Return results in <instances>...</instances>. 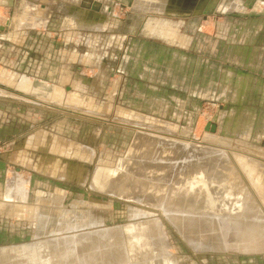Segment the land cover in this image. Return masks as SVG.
I'll use <instances>...</instances> for the list:
<instances>
[{"label":"rangeland","instance_id":"rangeland-1","mask_svg":"<svg viewBox=\"0 0 264 264\" xmlns=\"http://www.w3.org/2000/svg\"><path fill=\"white\" fill-rule=\"evenodd\" d=\"M39 1L0 0V250L144 224L152 238L144 264H264V0L229 12L213 0L199 17L100 0L94 11L123 23L95 33L104 39L95 49L59 28L69 14L60 0L52 25L22 28L13 42L24 5L36 6L32 18ZM161 30L188 44L159 38ZM73 52L96 57H77L61 75ZM148 137L158 151L136 146ZM195 160L214 169L190 173ZM143 164L160 165L164 189L175 188L169 210L116 190L135 183L133 166ZM7 188H27V198L8 199ZM241 220L258 236L252 243ZM155 221L159 229L149 228ZM70 243L69 264L91 262L87 241Z\"/></svg>","mask_w":264,"mask_h":264},{"label":"bare ground","instance_id":"bare-ground-1","mask_svg":"<svg viewBox=\"0 0 264 264\" xmlns=\"http://www.w3.org/2000/svg\"><path fill=\"white\" fill-rule=\"evenodd\" d=\"M231 1H232L231 3L228 2V5H226V7H225V5H223V7L221 8V10L223 12H229V11H232V10L238 8L240 5H242V3L245 0H231ZM167 2H170L172 4L174 2V0H167ZM24 26L29 27V26H37V25H35L34 23H31V22H28V20H20L18 27H24ZM156 142L157 141H154L151 137L150 138L148 137L145 140L138 139L136 146L142 151L151 149L152 151L155 152L157 150ZM169 146H171V145H169ZM177 146H178V144H177ZM187 150L188 149H184V151H187ZM193 152H194V154H193L194 156L197 155L196 154L197 151H196V153H195V151H193ZM218 153H220V152H218ZM187 154H188V151H187ZM223 156H225V155H224V153L221 152V155H220V157L218 156V158L222 159ZM198 159H200V158H198ZM199 161L200 160H198L196 162V160H195L194 163L189 162V165H188L189 167L193 166L192 168H196L195 170L189 168L190 173H194L195 171H196V173L197 172H203L204 173L207 171L208 168H211L212 170L214 169L211 166L212 162H208V161L205 162L204 161V162L200 163ZM197 164H198V166H196ZM159 166L160 165H154L153 166L152 164L151 165L143 164L142 166L139 165V167L133 166L134 169L138 170V172L133 175V178H134L133 182H135V183L129 184L126 182V183H124L123 186L118 185V189H116V188L115 189L117 191H120V193H122L121 195H124L122 197L137 201L141 204H148L149 203L152 205H156L157 207H161V208H163V210H166L167 209V205H166L167 202H170V200H174L173 195H174V189L175 188L172 186L174 189L172 188L171 190H167V191H166V189H164L165 185H163V184H165V183L163 180V175L166 173L158 170L157 167H159ZM204 167H206L207 169H204ZM211 169H210V171H211ZM179 173L182 174L181 171H179ZM154 175H157V176L155 178H152L151 176H154ZM141 176L147 177V180L150 179V181L149 182L145 181V179H143ZM118 179H119V182H121L122 176H120ZM204 183H206V182H204ZM178 184L182 185L180 182H178ZM93 186L95 188H99V183H94ZM111 189H112L111 187L108 188V190H111ZM26 190H27V188H24V189L20 188V189H13V190H11L10 188L9 189L7 188L6 197H8V199H16V198L20 199V198H23L24 196L27 198V191ZM178 190H179V193H181L182 189H178ZM193 192L194 191H192V193ZM12 194H14L15 196H13ZM183 197H178V200H179V201H177L178 204H183L182 202L185 199ZM195 200L196 199H193V202ZM167 210H169V209H167ZM172 219H174V221H176L175 218H172ZM41 222H43V221H41ZM238 222L241 225V227L243 228V232H242L243 235L245 237H247L248 240L251 241V243L253 242L254 238H258V236H255V231L250 232V227H249V225L246 224V222H243L242 220L238 221ZM180 223H182V222H180ZM158 224L159 223L155 221V224L151 225L149 228L159 229L160 225H158ZM182 225L185 226V223ZM252 227H254V225H252ZM146 228H147V226L145 227L144 224L137 225V226L133 225V226H128L125 229H115V230L112 229V230H105L102 232L99 231L96 233H88V234L84 233L85 235L81 234V235H78L75 237L73 236V239L69 237L70 238L69 240H68V238H63V239H56V242L55 241H48L46 243L40 242V243H35L33 245H30V246H21V247L10 248V249H1L0 250V264H55L54 259L56 258V253H63L62 251H64V253H63L64 255L63 256L61 255L62 259H64V263L61 262L58 264H69V262H67V260H69V255H71L70 254L71 252H69L70 251L69 247L68 246L65 247V246L69 245L68 242L70 243V241H71L70 246H72L73 244H76V243H78L80 241H84V240L87 241L89 244L88 249L87 248L86 249L89 250V248H90L94 252L90 256L91 262L90 263L87 262L88 264H125V263L126 264H140L141 262H142L141 264H144L143 261L147 259L149 251L151 250L149 241L152 240V238L149 237V234H147L148 231L146 230ZM180 229H182V228H180ZM153 230H150V232H153ZM260 230H261V228H260ZM76 237H78V238H76ZM63 240L67 241V242L65 241L67 244L64 243L65 246L63 245ZM77 240H80V241H77ZM60 241H62V242H60ZM54 244H56V245H54ZM74 254H76V253H74ZM74 259L75 258H73V260ZM78 261H79V258H78ZM72 262L73 261H71V263ZM79 262H78V264H79Z\"/></svg>","mask_w":264,"mask_h":264},{"label":"crops","instance_id":"crops-1","mask_svg":"<svg viewBox=\"0 0 264 264\" xmlns=\"http://www.w3.org/2000/svg\"><path fill=\"white\" fill-rule=\"evenodd\" d=\"M33 1V0H31ZM60 0H45L44 4L42 1H39V7H42V10L38 13V15L33 16L30 18L28 15L31 14L32 8H36L35 5H30V3H26L23 7L24 16H21L17 18V21L15 22L16 26V32L13 33V39L12 41H18L21 39V37H18L19 30H22L21 28H38V27H48V25H52V20L55 16L54 13V4H57ZM63 1V6H61L63 9H67L69 11V14L67 16H63L61 18L60 24L56 22V24H59L61 29L68 30L67 31V38L69 40L77 41V43L87 45L88 47L96 48L100 44L103 43L104 39L101 36H98V33L100 31H104L106 29L112 28L116 29V27L119 28L120 25H122V21L118 19L117 17H113L112 15L107 16L104 13H99L97 11V7H101L100 0L97 1L95 5L96 0H92L88 3H84L85 0H61ZM228 5L229 0H220L219 4L217 5L216 9L218 11L219 8L223 7L222 4ZM225 1V2H224ZM221 3V4H220ZM91 4V5H90ZM140 9L147 10V11H155L157 13H160L162 15H168L169 17H199L201 10H197L198 5L199 8H214L213 7V0H174V2L171 4L170 2H167V0H140L139 3ZM59 6V5H58ZM94 7H96L94 9ZM90 8L91 10L87 9ZM109 9H111L109 7ZM113 9V8H112ZM256 9V8H255ZM5 8L0 7V12H5ZM219 11H222L221 9ZM223 12V11H222ZM116 18V19H115ZM20 20H28V22L34 23L37 26H29V27H18ZM131 24V23H130ZM167 25H172L171 23L165 22ZM164 24V25H165ZM133 29L136 27V22L131 24ZM196 21L192 20L189 26L194 28L196 26ZM173 26V25H172ZM132 29V30H133ZM148 27V32H149ZM72 31V32H70ZM83 32H90L92 34H85ZM162 30L159 33V38H162L164 40H168L169 42L173 41V43L179 42L182 45H187L188 39L186 37H182L179 33H175V31H169L168 33H161ZM150 34V33H149ZM80 39V40H79ZM178 40V41H177ZM111 41V40H110ZM109 41V44H110ZM71 54V53H70ZM77 57H81L80 62H84L85 64H92L93 59L96 57L93 53H87L84 55H79L78 52H73L71 54V60L70 64L65 65L60 64L59 66L65 65L67 69L63 68L61 69V75L62 74H68L75 70L74 68V62ZM61 79V78H60ZM62 81V80H61ZM98 84V83H97ZM64 88V87H63Z\"/></svg>","mask_w":264,"mask_h":264},{"label":"water","instance_id":"water-1","mask_svg":"<svg viewBox=\"0 0 264 264\" xmlns=\"http://www.w3.org/2000/svg\"><path fill=\"white\" fill-rule=\"evenodd\" d=\"M207 9H210V8H208L207 7ZM206 8H199V5H198V8H197V10H201V12L199 13L200 15H202V12H205V10H207ZM216 14L218 13L217 11L215 12ZM213 131H216V126L215 125H213V129H212Z\"/></svg>","mask_w":264,"mask_h":264}]
</instances>
